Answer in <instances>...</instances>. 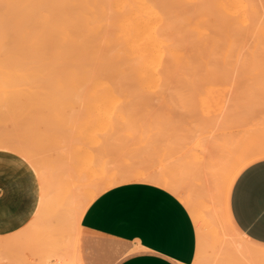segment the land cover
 <instances>
[{"label":"bare ground","instance_id":"6f19581e","mask_svg":"<svg viewBox=\"0 0 264 264\" xmlns=\"http://www.w3.org/2000/svg\"><path fill=\"white\" fill-rule=\"evenodd\" d=\"M13 1L0 0V7L5 8L3 11L7 10L4 11L6 14L12 12L11 16L18 15L15 17L17 21L11 16L6 17L9 15L0 17V52L2 54L5 50L8 53V62L7 58L4 59L8 67L2 65L0 71L3 74L6 72V75L21 76L17 80L23 81L22 86L28 83L23 76H29L28 80H36L41 76L35 84H31L35 89L25 88L29 91L46 87L55 90L64 88L61 90L65 92L85 90L107 94L105 98H112L108 94L114 96L111 93L141 92L150 95L159 90L165 92L171 88L176 91L188 87L197 90L204 86L201 81L206 75L255 70L259 65L244 62L264 59V0ZM12 21L16 25L10 29ZM8 30L14 33L9 38ZM213 61H222L223 64L211 63ZM40 71L44 74L37 75L36 72ZM185 73H189L192 78L188 84L183 80ZM48 75L49 82L42 83V78ZM53 78L56 79L57 87H52L55 83ZM108 103L111 104L110 101ZM208 135L204 136L207 140ZM229 136H225L226 139ZM235 137L233 135V139ZM204 138L199 141H204L203 146L207 144ZM215 139L216 143L211 139L208 142L216 144L215 147L211 145L212 150L208 145L205 146L211 150L210 154L214 152L217 155L213 151L219 144L218 138ZM262 152L264 148L260 144L248 145L240 151L232 152L234 155L230 154L227 173L220 182L209 175L214 173L210 171V168H215L216 163L213 161L210 164L207 162V165L197 164V161L193 165L181 162L174 173L162 169L115 171L105 179L86 182L81 195L75 191L67 195L66 201L59 202L58 215L64 218L65 224L59 232L48 235L40 260H33L30 264H81L77 254V235L86 209L105 190L129 182H151L178 196L189 209L197 227L198 251L194 264H211L212 255L207 256V246L215 249L245 245L238 234L230 233L234 228L226 214V190L234 171L249 157ZM196 157L200 159L201 156ZM44 185L36 210L39 216L43 214L40 213L41 206L53 203L49 201L53 199L49 196L50 190ZM15 255H0V264H4L5 258H10V264H25L21 257ZM258 257L264 264V251H259Z\"/></svg>","mask_w":264,"mask_h":264},{"label":"rangeland","instance_id":"374dc122","mask_svg":"<svg viewBox=\"0 0 264 264\" xmlns=\"http://www.w3.org/2000/svg\"><path fill=\"white\" fill-rule=\"evenodd\" d=\"M0 9V17L3 15L1 18L9 15L4 12L7 10H2L5 8ZM11 14L12 12L6 17L10 18ZM16 15L11 16L13 20L17 19ZM14 22L12 21L13 26L10 29L16 25ZM12 31L8 32L7 38L13 36ZM3 53L0 52V61L4 63L0 62V68L8 65L5 64L8 62V53ZM211 63L223 64L222 61ZM244 63L257 64L260 67L255 70L243 69L206 75L201 81L204 86L197 90L188 87L175 91L170 88L172 92L169 89L165 92L159 90L158 93L152 92L150 95L125 92L128 96L124 92H117L116 95L118 94L117 97L121 100L114 97L115 93H111L114 96L108 94V97L112 96L111 100L105 98L107 94L101 95L85 90L86 93L83 90L69 92L67 88H65L67 92L61 90L64 88L55 90L46 86L29 91L27 89L31 90V84L33 82L35 84L41 76L36 80H28L29 76H23L28 82L26 85L29 84L27 87L21 85L23 81L17 80L21 79V76L6 75L4 69V74L0 71V153L12 156L17 162L23 160L35 174L37 173V177L45 180L44 184L50 190L49 196L53 197L49 200L53 202L52 205L41 206L40 213H43L41 216L35 213L23 228L0 236V255L6 257L16 254L25 264H30L33 260L38 261L40 255H43L48 235L59 232L65 224L64 218L58 215L59 202L66 201L67 195L75 191L81 195L86 188V182L105 179L115 171L132 169H162L174 173L181 162L193 165L194 161L200 165L215 162V168L209 167L214 173L209 175L220 182L227 173L226 167L231 162L229 157L232 152L253 144H260L264 148V59L248 60ZM38 73L44 74L42 71L36 72L37 75ZM48 77L49 75L42 78L44 80L42 83L49 82ZM183 80L188 84L192 78L189 73H185ZM55 86L57 87L56 81L52 87ZM104 98L110 99L111 104ZM233 135L237 138L233 139ZM225 136L234 141L229 139L226 142L228 139ZM216 137L219 144L213 151L217 152V155L214 152L210 154L211 147L216 146ZM203 138L207 141L205 145L211 150L202 145L204 141L199 143ZM210 139L215 141L213 145L208 144ZM231 142L234 144L231 145ZM228 143L230 149L227 148L230 147ZM220 144L223 146H219ZM201 145L203 150L199 149ZM202 151L206 153H200ZM198 155L201 156L200 159L196 157ZM261 158H264V152L249 157L233 175L246 163ZM42 221L45 222L42 224ZM43 225H46V228ZM230 233L236 234L232 230ZM77 236L80 239L81 255L86 264H116L131 251L123 246L114 253L87 255L83 244L85 234L78 230ZM206 250L207 256L214 254L213 248L207 246ZM4 261V264H10V258H5ZM226 264L230 262L227 261Z\"/></svg>","mask_w":264,"mask_h":264},{"label":"crops","instance_id":"0c3cea01","mask_svg":"<svg viewBox=\"0 0 264 264\" xmlns=\"http://www.w3.org/2000/svg\"><path fill=\"white\" fill-rule=\"evenodd\" d=\"M43 185L23 160L0 153V236L30 222ZM225 209L245 245L213 249L211 264H263L258 252L264 251V158L246 163L232 176ZM80 230L87 255L131 249L116 264H194L197 257V227L189 209L170 190L151 182L102 192L86 209ZM79 242L78 236V258L86 264Z\"/></svg>","mask_w":264,"mask_h":264}]
</instances>
